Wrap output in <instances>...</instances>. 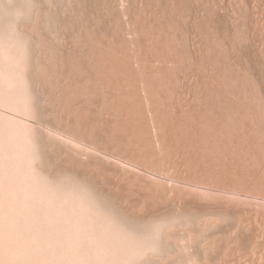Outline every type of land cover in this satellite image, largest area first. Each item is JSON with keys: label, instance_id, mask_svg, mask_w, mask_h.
Masks as SVG:
<instances>
[{"label": "bare ground", "instance_id": "1", "mask_svg": "<svg viewBox=\"0 0 264 264\" xmlns=\"http://www.w3.org/2000/svg\"><path fill=\"white\" fill-rule=\"evenodd\" d=\"M55 1L0 0V107L7 108L8 111L10 109L11 113L12 111L16 112L12 113L16 116L21 114L22 117L25 116L23 118H31L33 119H30L32 122L37 117V112L41 110V116H43L41 120H45V122L41 120L38 122V117V121L35 122L40 125L34 126L35 123H31L32 126L28 122L25 123L26 121L24 120L20 121L22 119L18 121L19 118H9L10 115H5V117L2 112L0 114V164L4 165V168L6 166V169L3 170V166L0 165L1 170L6 173H1L0 170L2 175L0 177H3L0 183L6 179L7 182L2 183V186L8 185L9 191L1 190L7 192H5V195H7L8 200L10 196H13L16 202V204L12 202V206H15L11 207L9 205L10 202L8 200L5 201L7 197L3 196V193L0 194L3 199L2 203L0 201V211L8 209L7 204L9 205L11 208V211L8 210L11 213L10 216L13 215L15 217H11L15 221L11 219L12 222L10 221V224L13 226L16 224V228L10 227L11 225L6 227L5 223L9 220H4V217L2 219L6 222L0 224L4 225L6 229L9 227V230L10 228L17 230V232L13 231L15 235L19 231L17 225L20 227L23 224H26L24 227L30 225L29 227L33 228V231H31L35 232L32 233L30 239L34 235V238L36 237L40 241V246H44L41 242H46L47 245H52L50 246L51 248L58 247L60 252L65 251V248L68 250L73 245L70 248L73 255L71 253V256L69 255L68 252L70 250L65 252L68 253L65 255L72 257L68 261L65 258L61 260L57 255H52L53 257L57 256V263H59L60 259V262L65 260V264L67 262H70L69 264H141L144 260L146 261L145 264L149 260L151 261L148 262L149 264H152V262L155 264H264V73H262L264 70L260 72L263 76H261L262 74L259 75L260 73L258 72V75L263 77L261 78L262 80L255 78L256 71H258L256 65L258 62L261 64V61H264L262 59L260 61L261 55L264 56V53L259 51L261 49L264 50L262 43L264 37L261 35L259 37L262 30V34H264V28L262 27L264 21L259 18L260 13L262 14L261 18H264V7L262 9L259 6L261 8L260 13L257 10L258 7L256 8V13L257 15L259 14L257 17L260 19H257L258 21L255 20L256 23L250 20L253 16L249 18V22L251 21L252 23H249V26L255 25L258 31L257 27L261 26L260 28H263L262 30L260 29V33L257 31V34L259 33L257 37L259 38L256 37V34L253 35L256 33V29L253 28L254 26H251L254 29L252 30L255 31L254 33L252 31L253 37L251 38L248 30L251 28L244 27V31L245 29L248 31L247 37L251 40L263 37V41L259 40V43L262 44L257 43L256 45L263 47L260 49L256 47V49L258 48V55H260L257 57V50H254L255 47L252 46L256 44V40L253 39L254 44L249 43L251 40L248 42V38H246L247 41L242 39L241 42L243 44L239 40L240 36L243 37L242 34L245 33H241L243 31L242 27L248 24L246 23L248 21L246 17H242L246 25L243 20V22L241 21V16H246L249 12L246 7V9L243 8L248 0L245 3L242 0V3H244L242 9L244 12L245 10L247 11L246 14H242L243 10L241 13L239 12V15L242 14L240 16V23H244V25L241 26L238 22L236 24L238 28L241 26L239 31H242H237L241 33L240 36L232 32V30L226 31V36H224L225 34L223 33L225 31H221L222 28L220 27L222 23L226 25L224 22L227 23L226 20L229 19L230 14L236 19L239 17L236 13L240 10V6L238 10L236 0H231L233 1V6L236 4L234 7L236 8L235 11L237 10L236 13L232 12L233 14L229 13V11L234 7L229 6L231 7L230 10H227L229 15L226 12L221 13L222 15H217L219 12H222V9L216 10L213 7L216 8V5L219 7L221 0L219 1L220 3L213 4L215 6L211 8V10L213 9L212 12L207 9V12H214V14L217 11L215 15L218 16L217 20L219 22L225 13V17L228 16L227 19L225 18L226 20L223 17V22L221 21L220 26L217 25L218 21L216 22V20L211 19L217 23H211L212 28L215 29L216 33L221 31L220 33L223 35L219 33L217 35L224 36L225 41H223L224 37L221 36L222 40L216 41V37L219 39V36L215 34L214 39L213 33H210L214 29L209 28L211 27L210 20L206 18L208 13L203 9L204 6L202 4H204L205 0H203L202 4L200 3V8L203 7L201 8V12L199 8L197 14L196 11L200 4L196 2L202 0L195 1L194 4L196 6L199 4L198 7L195 6L197 8L194 9L195 13L191 11L194 6L192 3L193 6L191 7L192 0H170V6L166 9L164 8L165 16L166 14H173L177 18H183V20L184 16H186L184 20L186 24L181 27L179 25L182 24L181 22L183 21H181L178 26L183 29L186 27V30H190L188 29V25L190 26L192 20H199L198 22L196 20L197 25L199 24L198 26H200L199 30L197 29V25L194 26L195 29L190 26V28L199 31H196L200 36H197V38L201 39L198 38L199 43L196 42L197 39L195 40L196 35L194 36L195 38H193V35L191 37V33L194 30H183L188 35L185 38L188 37L191 42L195 43L191 44L188 38L184 39L189 41L188 43L191 46L194 45V47L197 46L199 48V54L195 53L199 55V58L197 57L196 59L195 54L194 56L192 54L195 50L193 52V47L190 48V44L185 43V40H183L184 36L180 37L184 41L183 43H181L182 41L179 42L180 38H176V36L180 35H178V30L180 29L181 31V28L178 29L174 25L178 32L175 31V34H173L174 28L171 29L173 26H170L169 29L173 30V33L169 34L171 37L168 36L166 32H168L167 30L169 29L167 28L169 26L165 22L167 20L164 19V24L166 23L167 27L163 26V23L160 22L163 21V18L159 21L164 27L163 31L161 29L158 30V27L156 29L153 25L150 28L154 20L153 22L150 20V29L146 28V26L148 27V20L151 18L149 16L150 13L156 10L153 9V5L160 3L159 1L155 4V1L152 0V5L149 2L150 0H148L153 9V11L152 9L150 10L148 15L146 12H148L147 9L150 6L148 4L149 7H144L146 3H142L144 0H141V8L139 9L138 7L139 12H137L138 10L136 11V8L140 2L137 1L136 3V0H99L98 3L102 4V7L98 5L97 0L90 3L88 0H85L86 4L82 0L81 4L83 6L85 4V8L91 3L96 2L97 4H94L99 6L100 10H103L101 11L103 12L102 14L100 10L97 13L98 15L100 14L99 18L96 17L98 20L94 19L95 15H92L95 21L93 20L94 24L92 20L90 22L93 25L89 24L88 21H85L83 24V20H85L83 16H87L88 10L86 11L82 6V13L87 12V14H83V16L79 15L81 13L79 9L81 6L76 5V3H79V0H60V3L56 2L61 7L54 3ZM131 1H135L136 7H134L135 5L132 6L133 4L131 5ZM166 1L168 2V0ZM166 1L165 3H167ZM208 1L210 2V0ZM208 1L204 4L206 8L210 7ZM251 1L248 2L252 6L257 0ZM74 3L76 6H79L76 10H74V8H77L74 6ZM226 3L225 6L222 3L224 7H226ZM54 4L58 7H52L55 6ZM160 4H157V8ZM163 4L161 5L162 7L168 5ZM257 4L255 3V5ZM46 6H49V8ZM223 6L220 7L224 8ZM96 8L98 7H94V11ZM225 9L223 10L226 11ZM89 10L92 11L93 7L92 9L89 8ZM164 10L161 9V11ZM75 11L78 14H75ZM231 11H234V9ZM252 11L255 12L254 6ZM153 13H151V16H155L158 12L156 14ZM191 14H195L196 19H192L191 16L187 18ZM198 14L199 18H197ZM71 15H74L75 18L76 16L84 18L83 20L81 19L82 24L79 22L83 27L78 25V28L77 26L78 31L75 29V25V28L69 26L65 27L68 30H63L65 29L63 28L65 23L68 24L70 20L75 19H72ZM215 15L212 18L216 19ZM67 16L70 20L66 19ZM88 16H91V14ZM88 16L86 18H89ZM154 16L152 17L154 18ZM219 16H221V19H219ZM61 17L69 22H64L63 19L64 23H61ZM22 18H25L24 22L28 19L27 25L25 24L26 26H29V23L31 26L26 28L23 24L24 29L21 26L22 24H20L21 20H23ZM77 18L76 21L78 22ZM177 18L175 17L174 19ZM154 19L157 21L159 17L158 19L157 17ZM174 19V22L172 21L171 23H178L179 19L177 21ZM189 19L192 20L190 21ZM76 21L74 24H76ZM234 21L231 22L234 23ZM193 22L191 25H194ZM41 24L42 26L45 25L47 30H52L49 32L50 36L47 34L49 30L47 31L44 28L47 32H42L45 39H47L45 34L48 35L49 39L51 38V40L48 39L49 42L51 41V44H47L44 41L45 39L42 38ZM153 24L156 25L158 23L154 22ZM231 24L229 25L231 26ZM105 25H109V27ZM234 25L231 26L233 31ZM84 26L88 28H84ZM61 28L67 34L68 31H71L70 36L74 34L72 32L77 31V34L72 35L73 41H75H72L74 45H67L71 42L70 39L68 43H64V47H60L66 41L65 39L70 38L69 34L67 35L61 31ZM153 28L156 31L152 30L150 32ZM230 31L232 34H236L237 38L239 36L237 42L239 41L241 45L248 42L247 45L243 46L247 47V51L249 50L248 46L251 45L253 47L251 50L256 53V57L259 59L257 64L256 61L253 62L255 63V66H252L253 68L250 66L251 60H247L253 51L247 52L244 48L241 51L239 43V47L234 48L235 50L227 45L230 44V41L232 43L234 38L236 40V37ZM208 33L212 37H208ZM61 34H64L63 36L66 35L65 39L63 37V42L61 41ZM96 35L99 37L97 38ZM244 36L246 35L244 34ZM210 37L215 40L212 41V45H208L209 43H207L209 41L207 39ZM169 38H173L172 41L178 39V42L175 40L173 43H170ZM231 38L233 39L230 40ZM226 41L228 42L227 44L225 43V46L223 42ZM215 42H217L216 44L220 42V45L223 43L226 48L228 46V52L231 49L232 57L236 54L241 56L240 51L243 53V50L249 54L247 56L244 52L246 55L243 54V58H241L243 60L240 61L241 63H245L244 61L247 60L246 67L248 69L244 68L247 71L243 69V74L240 72L242 74L240 75L239 73L240 76L245 75L244 77L239 78L238 72L235 71V78L232 75L234 73H230L225 68H222L224 66L227 67V64H229V60L227 59L229 57L226 58L225 54L222 53L228 62L224 57L222 59L224 62L220 60L223 55H219L221 48ZM52 43L60 44L59 48L54 47L55 49H53V46H58ZM178 43L188 46V49H191L187 50L188 56L192 54L193 57L191 56L190 59L195 58L191 60L192 64H194L193 61L197 62L195 68L194 66H188L190 65V60L188 58L189 61H187V53H185L186 56L184 58L188 63L184 61V65L182 64V66H187L194 70L190 68V70H186V68L182 67L185 73L187 71L184 78V72L180 65L183 73L179 68L181 76L178 78L181 79L183 77L180 82L184 79L187 82V84L181 83L182 86L178 83L179 80H177L178 82L174 81L177 76L176 78L174 77L175 75L173 78L169 76L171 72H177L178 69L175 66L178 67L179 64L176 65V58L179 57L178 59H181L183 57H180L179 54L184 55L183 52L186 51L184 47L186 46L180 45L182 46L180 48L184 49L181 51L182 53L177 52L180 50L178 46V49L176 48L177 50L175 49V51L177 54L179 53V56L175 54L174 57L172 56L174 55L172 49L170 50L172 51L171 53L168 51L169 48H162L165 45L173 48ZM235 43L233 42V45ZM48 45L53 46L50 48ZM214 45L220 49L216 46L214 47ZM95 46L97 48H94ZM210 46L214 47H211V49H215L216 52L220 51L216 54L220 58L216 57L215 53L213 54L218 61L220 60L224 63V66H222L221 62L220 64L215 60L214 55L209 54L208 51H211ZM207 47L209 48L207 49ZM221 47L222 52L228 53L226 48ZM161 48L168 53L162 54V57L161 51V53H158L161 57H156L157 53L154 51ZM223 48L226 51H223ZM191 51L192 53H190ZM94 52L97 54L95 55ZM208 54L216 62L211 61L210 57L207 58L206 55ZM253 55L255 54L251 56ZM244 56H247L245 60ZM232 57L229 59H232ZM256 57L253 58L256 59ZM209 58L211 60H208ZM233 59L234 65H228L231 67L230 70H232V67L233 70H239L241 66L245 67L243 64L240 66L239 61L237 62L238 59ZM182 60L184 59L182 58ZM208 61L211 63L209 62V64ZM178 62L181 64L182 61ZM226 62L227 64L225 65ZM153 63L157 64V66L162 65L158 67L154 65L156 70L150 65H153ZM214 63L217 65L219 63L222 66H220L221 70L220 68L218 70L219 66ZM231 63L233 62H230V65ZM235 64L240 67L236 68ZM263 66L262 68H264ZM90 68L94 71L92 72ZM164 68L166 69L164 70ZM87 69L88 72L85 73ZM173 69L176 70L173 71ZM90 70V73L94 74H89ZM240 70L242 71V69ZM179 72L177 73L180 74ZM224 72L228 75L230 73L232 76L226 74L228 76L226 77ZM167 73L169 76H167ZM89 75H93L91 77L95 78V81L92 78L89 80ZM164 76L166 77V81L164 80ZM242 78L244 79L243 81L241 80ZM168 79H172V83ZM254 79L261 81L263 85H260L261 82L258 84V81L256 82ZM87 80L94 81L92 83L93 87L91 82L88 83ZM167 81L169 86L167 85ZM173 81L181 87L177 88V84L175 83V90L174 88L172 89L170 86L174 85ZM226 81L228 84L230 83L228 87ZM242 82L247 85L248 89L246 86H243L246 90L241 87L244 85ZM238 83L240 88L237 86ZM241 83L242 85H240ZM94 85H97L95 86L96 88H94ZM160 90H165L163 91L165 93L161 94L163 92ZM59 94L61 96H58ZM93 95L97 97L98 101L96 103L93 102L96 98H93ZM162 95L165 96L163 97ZM176 95L177 97L180 95V99L182 97L181 100L177 98L180 100H177L178 102L175 99ZM57 99L61 101L57 102ZM172 99L177 103L180 102V107L177 106L178 104L175 105L176 102H173ZM160 100L163 101V104ZM60 107L61 110L64 109L63 112L59 109L61 115L57 112L59 111L57 109ZM48 113L52 115L58 114L59 116L57 117L63 116L59 120L66 118L64 120L67 122L62 123V126L59 123L61 127L66 124L65 128L63 127L62 129L60 126V129L58 128L59 131H63L56 133L57 130L54 129H57V127L55 125L56 128H53V125V127L49 125L50 129L47 127L51 121L47 117L51 116L52 119H55V122L58 119ZM89 115L95 119L92 121L91 119L93 118H89ZM46 120H49V122ZM59 120L57 122H61ZM52 121L51 123L53 124ZM43 124L47 125L46 128L48 130L42 128ZM37 130L40 133V140L39 137L37 138L39 136L36 133ZM36 134L38 135L36 136ZM41 146H44L42 147V153L44 151L47 154L48 151L49 155H46L48 166L49 162L52 161V158L49 161L52 154H54L53 157L55 156L56 160L59 158L58 160L60 161L58 163L61 164V159H63L62 161L67 165L69 164V166H61L63 163L59 165V168L62 167V170L65 167L64 170L57 171L58 163L52 162L55 163V167L51 163L50 165L52 166H49L50 171L45 172L49 168H46L47 162L45 159L41 158ZM121 147H125L126 151L129 149L128 152L124 151L125 148ZM119 148L120 150H118ZM126 153L130 155L127 156L128 154ZM40 159L46 162V166L42 164L43 162L40 165ZM37 161L39 167L37 166ZM43 165L46 168L44 170ZM9 167L10 169L8 170L7 168ZM92 167H95L96 170H91ZM51 169L52 171L56 170L58 178L54 179L57 176L53 174L55 172L52 173ZM140 172H145V176H148V178L145 177L144 180L143 175H138ZM138 176H141L143 181ZM6 186L5 189L7 188ZM135 194L138 196V199ZM134 196L135 198L133 199ZM246 206L254 208L247 210L248 207L246 208ZM5 211L3 214L8 216L5 219H10V216L7 215L9 212L5 214L7 212ZM3 214L0 215V218ZM248 214L255 225L251 222ZM244 216L250 221L247 218L244 219ZM4 228L0 227V229H3L0 232V238L6 234L4 238L8 242L2 238L3 241H0V247L6 246L13 239H17L12 241L13 243L11 242L13 244L11 245L12 250H18L19 248L22 250V241L25 240L22 237L26 233L16 237L8 229V231L5 229L6 233L3 232ZM23 228L21 227L20 229ZM24 230H20L19 234L25 232ZM62 231L64 233L67 232L65 236L68 233L70 234L68 237L74 235L73 238L75 240H72L73 238L69 239L68 243L66 240L68 237L66 236L67 238L65 239ZM9 233L11 234L9 235ZM7 235L10 237L14 235V238L12 239ZM50 235L51 237L60 235L58 239H63V243L65 240V245L67 243L71 245L66 247L64 244H60L61 241L60 243L57 242L61 245L59 247L56 241L60 240L52 239ZM6 237L8 238L6 239ZM30 239L29 241H35ZM29 241L28 244L30 243ZM5 242L6 245H1L5 244ZM14 242H17L15 244L18 249H15ZM86 242L88 243V247ZM18 243L21 244L20 247ZM25 243L27 242L24 241ZM28 244L24 245V247H27ZM36 245L38 246L39 244L37 243ZM63 246L65 247L64 250L61 249ZM84 246L87 248L84 249ZM6 247L0 248V259L8 255L10 258L6 257L7 260L11 259V257L13 259L12 254H9L12 252L8 253L11 250L10 245L7 247L8 249ZM81 247L85 253L81 251ZM28 249L26 250L27 252H29ZM39 249L40 251L42 250L41 248ZM46 249H43L42 252L48 251ZM21 250L19 251L21 252ZM17 252L13 251V255H17ZM33 252L28 256H31ZM86 252H89V254L87 253L86 255ZM3 254L4 256H2ZM40 254L41 258H44L42 256L44 253ZM39 255L37 256L38 259L40 258ZM17 256L21 258L20 254ZM23 256L26 258V255ZM35 256L33 255L32 257L36 258ZM16 257L14 258L15 260H17ZM19 258L18 260L20 261ZM4 259L0 260L3 264L6 263L4 261H7ZM45 259H47V256ZM57 259H51V261ZM33 261L30 262L33 263ZM8 262H13V260H9ZM8 262L7 264H9ZM26 262L30 263L29 260ZM52 263L55 264V262Z\"/></svg>", "mask_w": 264, "mask_h": 264}, {"label": "rangeland", "instance_id": "2", "mask_svg": "<svg viewBox=\"0 0 264 264\" xmlns=\"http://www.w3.org/2000/svg\"><path fill=\"white\" fill-rule=\"evenodd\" d=\"M54 1H55V0H54ZM59 1H60V0L55 1L54 3H56V2L58 3ZM84 1H85V0H83V3H84ZM88 1H89V3H90V2H93V1H96V0H88ZM88 1H87V2H88ZM98 1H99V0H97L96 2L98 3ZM100 1H102V0H100ZM137 1H139L140 3L138 2L139 4H137L138 6H137V8H136V11L138 10V7H139V9L141 8V6H142L141 4H142V3H145V2H146V3H145L146 6H145V4H144V7H149V6H150V7H149L150 9L148 8L149 10L147 9L148 12H146L148 15H149V13H150V10L152 9L153 1H155V4H156V2H158V1H159L160 3L164 1V2H163L164 4H168V5H165V6L162 7L161 5H162L163 3H161V4H160V3H157L158 5L160 4V6H161V7L158 6V8H157V4H156V5H153V9H156V10L153 11V9H152V11H153L154 13H153V12H151V13L156 14V13L158 12L159 14L157 13L155 16H154V15H152V16H154V18L157 17V19H158V17H159V19H158L157 21H155L156 19H154V18L151 16V13H150L149 16H150L151 18L148 20V21H149L148 24H147L148 27L146 26V28H149V24H151V22H153V20H154L155 23H158V24H156V25H157V26H156L155 24H153V23H154V22H153V23L151 24V27H150V28H152V25H153V27H156V29L159 28L158 30L161 29V31H163V30H162V29L164 28L163 26H166V27H167V25H168L169 27H168L167 29H169L170 26H173V27H171V29L174 28V29H173V30H174V33H173V30H171V29H169V30L164 29V30H167V31H168V32H166V34L168 33V36H170L169 34H170L171 32H172L173 34H175L176 28L179 29V28L182 27V25L184 26V25L186 24V23H184V22H185L184 20H185L186 16H184V17H185L184 20H183V18H181V19H180V18H177V16H175V15H173V14H172V15H171V14H169V15L166 14V16H165V10H164V8L166 9V8H168V7L170 6V0H168V2H167L166 0H163V1H162V0H153V1L150 0L149 2H150V4H152V5L149 4L148 0H147V1L144 0V2H142V3H141V0H136V3H137ZM151 1H152V2H151ZM165 1H166L167 3H165ZM195 1H199V0H194V2H193V0H192V2H191V7H192L193 4L195 3ZM206 1H208V0H205V1H204V4H206ZM215 1H216V0H212V1L210 0V2L208 1L209 4H210V5H209V6H210L209 8H206V6H205L204 4H202L203 0L200 1V2H196V3H199V4L201 3V4L204 6V7L202 6L203 9H205V10H206V13H208V15H207L206 18H207L208 20H210V21H209V22H210V25H211V27H209L210 29L212 28V24H211V23L214 22L213 24H217V23H215V21H212V20L214 19V20H216V22L218 21V20H217V17H218V16L215 15V14H217V13H216L217 11L214 10V11H215V14H214V12H213V13H210V12H209L213 6H215L216 4L220 3V2H219L220 0H217L216 2H215ZM223 1H224V2H223ZM226 1H227V3H226ZM228 1H229L230 3H229ZM238 1H240V2H238ZM245 1H246V0H244V3H245ZM248 1H251V0H248ZM248 1H246V5L243 7L244 3H242V0H236V4H237V6H238L237 9H238L239 6H240V8H239L240 10H239V9H238L239 11L236 10L238 13H236V11H235L236 8L234 7V6H236V4H234V6H233V1H231V0H221V4L223 3L224 6H225V3H226V7H224L223 4H222V5L219 4L220 6H223L224 8H221L220 6L217 7V5H216V8L213 7V9H216V10H217V9H218V10H221V9H222V12H219V11H218L219 13L217 14V15H219V14L222 15L223 12H226V13H227V10H230V8L233 6V7H234V8H233L234 11H231V10H233V9H231V10L229 11V13H232V12H233V13H236L237 16H238V15L242 12V10H243L242 7H243L244 9L247 8V11H249V12H253L252 10H253V6H254V10H255V12H253V13H249V12H248L247 14H248L249 16L246 14L247 11L245 10V12H244V10H243L242 14L244 13V14H246V16L241 14L242 16L239 15V17H237L236 14H234V15L237 17V19H236L233 15H231V14H230V16L228 17V16H227V15H229L228 13H227L226 16H227L229 19H227V17H225V14H226V13H225V14L222 16V20H221V21L223 22V17H224V19L226 18L227 20H226V19H225V20L227 21V23L224 22V24H226V25H223V23H222L221 21H220V22L218 21V24H217V25L220 26L219 24L222 23V26H220V27H221L222 29L224 28L223 30L221 29V31H223V32L225 31L223 34H225L226 31L232 30V32L237 33V35L240 36L241 33L245 32L244 34H245L246 36H244V34H242L243 37L240 36L241 38L239 39V36H238V38H237L236 34H234V33L232 34V32L230 31L231 34H232L234 37H236V40H235V38H234V39H233V38L230 39V40H232V39L234 40V41H232V43H231V41L229 42V43L231 44V46H230V44H227V42H228L229 40L226 41V42H223V43H224V44L226 43V44H227L230 48H232V49L239 47V45H238L239 41L237 42L238 39L240 40V43H242V42H241L242 39H245V40L247 41L246 38H248V37H247V36H248V33H247L248 31H246L247 29H245V31H244V27H245V28H246V27H247V28H251V29H248V30H249V33L251 34V35H250V38L253 37V35H255V34H256V37H257L258 34L260 33V31L264 28V25H262L263 28H260L261 26H259V27L256 26V27L259 29V31H258V30L255 28V25H253L254 27L251 25V24H252L251 21H253V22H255V23H256V21H258V20H260V19H262V20L264 21V18H261V17H262V16H261L262 14L260 13V12H261V8L263 9V7H264V4H263L264 2L261 3V1H264V0H257V1L252 0L251 2H254V1H255V2L252 4V6H251V3L248 2ZM258 1H260L259 4H257ZM96 2H94V3H96ZM131 2H132L131 5L133 4L132 6L135 5L134 7H136V4H134L135 1H134V2L131 1ZM147 2H148V3H147ZM208 2H207V3H208ZM214 2H215V3H214ZM217 2H218V3H217ZM57 3H56V4H57ZM59 3H60V2H59ZM81 3H82V0H79V3H76V5H77V4L80 5L81 8H79V6H76L75 3H74V6L77 7V8H74V10H76V9L79 8V9H80V12L82 13V6H83V5H82ZM94 3H91L90 5H88V3H87L88 7L85 8V4H86V1H85V4H84L83 7L86 9V11L88 10V14H87V12H86V13L83 12V13L81 14V13H79V10H78L79 15H80V16H81V15L83 16V14H84V15L87 14V16H88L89 14H91V16H92V15H93V16L95 15V16H94V17H95L94 19H97V20H98L100 14L98 15L97 13L99 12L100 8H99V6H96L97 3H96V4H94ZM101 3H102V2H101ZM192 3H193V4H192ZM231 3H232V4H231ZM234 3H235V2H234ZM241 3H242V5H241ZM248 3H250V5H248ZM255 3H256L257 5H255ZM260 3H261V4H260ZM92 4H93L94 6H93ZM148 4H149V6H148ZM164 4H163V5H164ZM199 4H197V6L194 4L193 9L191 8V9H192L191 11H193V13H195V10H194V9H197L196 7H198ZM201 4L199 5V7H198V9H197L196 14H197V12H198V10H199ZM211 4H212V6H211ZM213 4H215V5H213ZM46 5H48V4H46ZM54 5H55V4H54ZM57 5H58L59 7H61L60 4H57ZM98 5H100V6L102 7V4H99V3H98ZM207 5H208V4H207ZM49 6H50V5H49ZM49 6H46V7L49 8ZM58 6H57V7H58ZM89 6H90V7H89ZM91 6L93 7V10H92V11L89 10V8L92 9ZM195 6H196V7H195ZM229 6H231V7H229ZM248 6H250V7H249V10H248ZM259 6H260L261 8H260ZM52 7L57 8L56 5H55V6H52ZM94 7H98L99 9L96 8L95 11H94ZM155 7H156V8H155ZM202 7H201V8H202ZM207 7H208V6H207ZM245 7H246V8H245ZM257 7H258V8H257ZM84 8H83V9H84ZM201 8H200V12H201V10H202ZM225 8H227V9H225ZM251 8H252V10H251ZM256 8H257L258 12L260 11V12H259V13H260V17H259L260 19H258V17H257V16H259V14L257 15V13H256ZM58 9H59V8H58ZM85 9H84V11H85ZM97 9H98V10H97ZM134 9H135V8H134ZM159 9H160V10H159ZM161 9L164 10V11H161ZM207 9H209L208 12H207ZM213 9L211 10V12L213 11ZM223 9H225L226 11H224ZM205 10H203V11H205ZM263 10H264V9H263ZM96 11H97V12H96ZM101 11H103V10L101 9L100 12H101ZM134 11H135V10H134ZM159 11H160V12H159ZM90 12H95L96 14H95V13H90ZM137 12H139V10H138ZM161 12H164V13H161ZM239 12H240V13H239ZM263 12H264V11H263ZM263 12H262V13H263ZM78 13H76V11H75V14H78ZM102 13H103V12H101V14H102ZM221 13H222V14H221ZM233 13H232V14H233ZM255 13H256V14H255ZM136 14H137V15H140V14H138V13H136ZM136 14H135V15H136ZM141 14H142V13H141ZM147 14H146V15H147ZM160 14H162V15H160ZM163 14H164V15H163ZM199 14H200V13H199ZM199 14L197 15V18H199ZM210 14H211V16H209ZM212 14L215 15L216 19H215V18H212V17H213ZM250 14H251V15H250ZM253 14H254V15H253ZM263 14H264V13H263ZM96 15H98V16H96ZM133 15H134V14H133ZM144 15H145V14H144ZM192 15H194V16H192ZM80 16H76V18L79 17V18H77V19H78V22H77V21H76V18L74 17V15H73V16L71 15L72 19L75 18V19H73V20L76 21V24H74L75 21L72 20V21H73V22H72V21L70 20V18H69L70 15H69V17L67 16L66 19H69L70 22H72V23H70L68 20H65L64 18L61 17V18H60V20H62L61 23H64V22H67V21L69 22L68 24L65 23V25L67 24V26L64 25L63 28H65V27H69V26H72L73 28H75L74 25L76 26L75 29H77V26H78V25L81 26V27H83V26L81 25V24H82V20L84 19L83 17H85V20H83V24H84L85 21H88L89 24H91L92 22H93V24H94V21H95V20L93 19V16H92V17H91V16H88L89 18H86L87 16H83V17L81 18ZM101 16H102V15H101ZM160 16H163V17H160ZM170 16H172L171 18H173V17L175 16L177 19H179V20H178V23H177V22H176V23H171L175 17H174L173 19H171ZM190 16H191L192 19H196L195 14L188 15L187 18L190 17ZM240 16H241V18H242V17H244V18L246 17V20H248V21L246 22V23H248V24L246 25V23H245V21H244V18L241 19V21H242V20L244 21V23H245L246 26H243L244 23H242V24L240 23V22H241V21H240ZM247 16H248V19H247ZM251 16H253V17L256 16V17H254V20H253V17H251ZM64 17H65V16H64ZM96 17H98V18H96ZM165 17H167V18H165ZM193 17H194V18H193ZM208 17H209V18H208ZM210 17H211V18H210ZM220 17H221V16H219V19H221ZM232 17H233V19L235 18V19H234L235 21H234L233 19H231ZM250 17H251V19H250L251 21L249 22V18H250ZM263 17H264V15H263ZM91 18H92V19H91ZM152 18H153V19H152ZM162 18H163V21H160ZM169 18H170V20H169V22H168V19H169ZM238 18H239V19H238ZM22 19H23V20H21L20 24H22L21 26L23 27V26L26 24V22L28 21V19H27V21H25V22H24L25 18H22ZM63 19H64V22H63ZM79 19H80V20H79ZM81 19H82V20H81ZM87 19H90V20H87ZM164 19L167 20V21H165V22H167V25H165L166 23L164 24ZM177 19H174V20L177 21ZM192 19H189V20L191 21ZM211 19H212V20H211ZM230 19H231L232 22L234 21V23H232V22L230 21ZM257 19H258V20H257ZM91 20H92V22H90ZM93 20H94V21H93ZM150 20H151V22H150ZM186 20H188V19H186ZM196 20H197V22L199 21L198 19H196ZM196 20H192V22L194 21V22H193L194 25H191L192 22L190 23V26L193 27L194 29H195L194 26L197 25ZM228 20L230 21V23H228V22H229ZM236 20H238V21H236ZM255 20H256V21H255ZM159 21L163 23V26H162V23H161V24L159 23ZM181 21H183V22H181ZM243 21H242V22H243ZM263 21H261V22L263 23ZM29 22H30V21H29ZM79 22H81V24H80ZM173 22H174V21H173ZM180 22H181L182 24H179ZM188 22H189V21H188ZM188 22H187V23H188ZM235 22H236V23H235ZM237 22L240 23L241 26H243V27H242L243 31L240 30V31H242L241 33H239V32H240L239 29L241 28V26L239 25L240 27L238 28V25L236 26ZM261 22H260V23H261ZM86 23H87V22H86ZM169 23H171L172 25L169 24ZM200 23H201V22H200ZM231 23H232V24H231ZM249 23H251L250 25H251L254 29H256V33H254V32H255V31H253L254 29H253L251 26H249ZM255 23H254V24H255ZM23 24H24V25H23ZM42 24H44V23H42ZM42 24H41V26H42ZM72 24H73V25H72ZM89 24H88V25H89ZM93 24H91V25H93ZM178 24L181 25V27L178 26ZM227 24H228V25H227ZM229 24H231V26L235 24L234 27H235V28L237 27V28H236V29L234 28V31H233V28H232ZM257 24H259V22H257ZM257 24H256V25H257ZM263 24H264V23H263ZM26 25H27V24H26ZM26 25H25L26 28H28V27L31 26L30 23H29V26H26ZM62 25H63V24H62ZM88 25H87V26H88ZM101 25H102V24H101ZM103 25H104V24H103ZM174 25H176L177 27L175 28ZM187 25H188V24H187ZM198 25H199V24H198ZM198 25H197L198 28H197V27H196V28L199 30V27H200V26H198ZM210 25H209V26H210ZM79 26H78V28H79ZM105 26H106V27H109V25H108V26L105 25ZM190 26L188 25V29H190V30H186V27H185V28H184L185 30H184L183 28H181V31H180V29L178 30V31L181 32V33H179L178 31H176V32H178V35L180 34L178 37L176 36V38L179 39V38L182 37V35H183V36H184V37H183V40L187 39L188 37L185 38V36H188V35H186V32L184 33V31H191V30L193 31V30H194L193 28H190ZM224 26H225V27H224ZM229 26H230L231 29L228 28ZM248 26H249V27H248ZM25 27H23V28L25 29ZM89 27H90V26H89ZM157 27H158V28H157ZM40 28H41V35H43L42 38L45 39V38H44V34H43L42 32L46 33L49 29L47 30V27H46L45 25L42 26V27H40ZM42 28H43V29L45 28L47 31H46L45 29H44V31H42V30H43ZM63 28H61V31H63V30H64V31H65V30H68L67 28H65V29H63ZM84 28H88V27L84 26ZM150 28H149V29H150ZM227 28H228V29H227ZM62 29H63V30H62ZM70 29H71V27H70ZM106 29H107V28H106ZM156 29L153 28V29L150 30V32H152V30L156 31ZM212 29H214V28H212ZM225 29H226V30H225ZM237 29H238V30H237ZM252 29H253V30H252ZM260 29H261V30H260ZM71 30H72V29H71ZM102 30H103V29H102ZM170 30H171V31H170ZM183 30H184V31H183ZM198 30H194L195 33H196V31H198ZM235 30H236V32H235ZM45 31H46V32H45ZM51 31H52V30H51ZM51 31L49 30V31L47 32V34H49V32H51ZM64 31H63V33H66V32H64ZM77 31H78V29H77ZM77 31L75 30V32H72V33H74V34H71V36H70L71 31H70V32L68 31V34H69V36H70V38H69V36H68L69 39H65V36H66V35L63 36L64 34H63V35L61 34V35H62V37L60 36V37L62 38L61 41L63 42V37H64V39H65L66 41H64L62 45H60V44L57 45V44L54 43V44L57 45L58 47L53 46L54 44L52 43V44H53V45H52V46H53V49H55V48H59V45H60V47H61V46L64 47V46H65L64 43H65V44L68 43L70 39H71V40H70L71 42H69L70 45H69V44H67V45H68V46H71V44L74 45L73 42H75V41H73L74 39H73V36H72V35L77 34ZM107 31H108V30H107ZM147 31H148V30H147ZM154 31H153V32H154ZM194 31L192 32L193 34L190 32V33H191V37H192V35H193V38L196 37L195 40L197 39L196 42L199 43V39H200L199 37H200V36H199L198 33L195 34ZM208 31H210V30L208 29ZM221 31H220V32H221ZM237 31H239V32H237ZM252 31H253V33H254L253 35H252ZM257 31L259 32L258 34H257ZM262 31H263V30H262ZM262 31H261V34H259V37H261V36L264 37V34H262ZM103 32H104V30H103ZM109 32H110V30H109ZM109 32H108V33H109ZM148 32H149V31H148ZM182 32H183V33H182ZM198 32H199V31H198ZM220 32H217V33H216L215 29H214V31H210V33H213L212 36H214L215 34L217 35L218 33L221 34V35H223V34L220 33ZM61 33H62V32H61ZM210 33H208V37L211 36ZM246 33H247V34H246ZM47 34H45V37H47V39H45L44 41L47 42V44H49L51 41H50V42L48 41L49 37H48ZM66 34H67V33H66ZM68 34H67V35H68ZM173 34H172V35H173ZM184 34H185V35H184ZM46 35H47V36H46ZM195 35H196V36H195ZM221 35H220V36H221ZM260 35H261V36H260ZM49 36H50V34H49ZM96 36H97V35H96ZM164 36H165V35H164ZM194 36H195V37H194ZM197 36H199V37H198L199 39L197 38ZM212 36H211V37H212ZM217 36H219V35H217ZM220 36H219V39H217V37H216V41H218V40H220V39L222 40V38H220ZM224 36H226V34H225ZM224 36H221V37H224ZM98 37H99V36H97V38H98ZM166 37H167V36H166ZM166 37H165V39L167 40ZM170 37H171V36H170ZM173 37H174V36H173ZM211 37H210L209 39H207V40L210 41V40L213 39V38L215 39V36H214L213 38H211ZM227 37H228V36H227ZM227 37H226V38H227ZM229 37H231V36H229ZM259 37H257V38H259ZM263 37L260 38L262 41H263ZM66 38H67V37H66ZM184 38H185V39H184ZM193 38H192V39H193ZM250 38H248V39H249L248 42L251 40ZM257 38H256V39L253 38L254 40H256V41H255L256 44H254V40H253V39H252L253 42H252V40L249 42V43L255 45V46L252 45L253 47H255L254 50H257L258 48H259V49H260V48H263L262 46H260V47L256 46L257 43L260 42V41H259L260 39H257ZM172 39H173V38H172ZM172 39L169 38V40L171 41L170 43H173V41H175V40L178 42V39H175V40H173V41H172ZM180 39H181V40H180ZM180 39H179V42L182 41L181 43H183L184 41L182 40V38H180ZM192 39H191V40H192ZM214 39L211 40V42L207 41V43H209L208 45H212L211 43H212V41H215ZM49 40H51V38H50ZM67 40H68V41H67ZM107 40H108V39H107ZM188 40H189V38H188ZM200 40H201V39H200ZM226 40H227V39H226ZM72 41H73V42H72ZM189 41H190V40H189ZM189 41H186V40H185V43L187 42V44L189 45V44H190V43H188ZM223 41H225V37H224V40H223ZM235 41H236L237 44L235 43ZM262 41H261V42H262ZM62 42H61V43H62ZM190 42H191V41H190ZM233 42H234L235 45H237V46L233 45ZM248 42H247L246 44H244V45H247ZM192 43L194 44L195 42L192 41L191 44H192ZM216 43H217V42H215V44H216ZM219 43H220V42H219ZM219 43H218V44H219ZM221 43H222V42H221ZM223 43H222V45L219 44V45H220L219 47L221 48V53H219V55L222 54V53H224L226 58H227V57L231 58V57H232V54H231L232 52H230L231 49L229 48V49H230V51H229L230 53H229V52H228V46H227V48H226V47H225L226 44H225V46H224ZM240 43H239V44H240ZM244 43H245V41H244ZM262 43H263V46H264V41H263ZM262 43H259V44L261 45ZM50 44H51V43H50ZM191 44H190L189 46H191ZM213 44H214V43H213ZM218 44H216V45L218 46ZM242 44H243V43H242ZM259 44H258V45H259ZM95 45H96V43H95ZM180 45H182L183 47L186 46V45H184V44H180V43H178V45L176 44V46H175V45L173 46V44H172V46H173L174 49L171 48V46H170V47H169V46L167 47L166 45L163 46L162 48H164V47L169 48V50H168V49H166V50H168V51L171 52V53H172V51H173V52H174V53H173L174 55H172L173 57L175 56V54H177L176 51H175V49H176L178 46H179V49H180V50H178L177 52H179V53H182L181 51L184 50V49H186V51L183 52L184 55L178 53V54L180 55V57L183 56L182 58H183L184 60H182V58H181V59H178V58H179V57H178V56H179L178 54H177V55H178V56H177L178 58L175 57V58L177 59V64H176V65L179 64L178 67L175 66V68L178 69L177 72H179V71L181 70L182 67H183V68H186V70H190V69L192 70L193 68H190V67H193V66H194V68H195V64H196L197 62L195 63V61H193L194 64H192V61H191V60H194L195 58H194V59H193V58L190 59V57L192 56V54H193V56H194L195 53H196V54H197V53L199 54V50H198L199 48H198L197 46H196L197 48L194 47V45L191 46L190 48L193 47V48H192V51L194 52V50H195V52L192 53V51H191L190 53H192V54L189 53L190 55L188 56V52H187V50L189 51V50H191V49H188V46H186L187 48L184 47V49H181L180 47H182V46H180ZM216 45H214V47H215ZM240 45H241V44H240ZM244 45H241V48L239 47V49H240L241 51H242V48H244V49L247 48L246 46L243 47ZM249 45H250V44H249ZM48 46H49L50 48H52L51 45H48ZM217 46H216V47H217ZM221 46H223L224 48H226V50H227L228 53L222 52V47H221ZM234 46H235V47H234ZM54 47H55V48H54ZM211 47H212V46H210V49H211ZM214 47H212V48H214ZM248 47H249V50H248V51H250V50L253 48V47H251V45L248 46ZM250 47H251V48H250ZM256 47H258V48L256 49ZM94 48H97V47L95 46ZM162 48H161V49H162ZM194 48H196V49H194ZM208 48H209V47H207V49H208ZM217 48H218V47H217ZM220 48H218V49H220ZM224 48H223V51H226V50H224ZM161 49H160V50H157V51H154L155 49L153 50L155 53H157V55L154 54L156 57L160 55V54H158V53H161V51H162V53H161V56H162V57H163L162 54H167V53H168V52L164 51L163 49H162V50H161ZM164 49H165V48H164ZM171 49H172V51H170ZM177 49H178V48H177ZM177 49H176V50H177ZM210 49H209V50H210ZM218 49H217V51H218ZM239 49H238V51H239ZM263 49H264V48H263ZM196 50H197V52H196ZM214 50H215V49H214ZM214 50L211 49L212 52H211V51H208L209 54H211V55L213 56V55H214L213 53H215V55H216L218 52H220V51L216 52V50H215V51H214ZM234 50H235V49H234ZM236 50H237V49H236ZM93 51H94V49H93ZM95 51H96V50H95ZM158 51H159V52H158ZM163 51H164V53H163ZM213 51H214V52H213ZM232 51H233V50H232ZM238 51H236V52L239 53ZM241 51H240V54L243 55V54L246 53L247 49H246V51L243 50V53H242ZM248 51H247V52H248ZM251 51H253V50H251ZM259 51H262V52L264 53V50H262V49L259 50ZM96 52H97V51H96ZM96 52H94L95 55L97 54ZM165 52H166V53H165ZM208 52H207V50H206V54H207ZM210 52H211V53H210ZM244 52H245V53H244ZM185 53H187V56H188V57L185 55ZM256 53H257V57H259L260 55H258V50L256 51ZM256 53L253 51L252 54H255V55H253V56H251V55H252L251 52H250L251 55H249L248 53H246L247 56L249 55V56H248L249 59H247V60H251V64H252V65L250 64L251 67H252V66H253V67L255 66V63H253V62L256 61V64H257V61L259 60V59L256 57ZM196 54H195V57H196V59H197V57L199 58V55H196ZM209 54L206 55L207 58H208V57H210V58L212 57V56H209ZM227 54H229V56H227ZM230 54H231V55H230ZM233 54H234V51H233ZM246 54H245V55H246ZM259 54H260V52H259ZM215 55H214V58H215ZM219 55H216V57L218 56V58H220ZM222 55H223V54H222ZM222 55H221V56H222ZM242 55H241V56H240V55L238 56V55L236 54L235 56L232 57V59L234 58L233 60H235V59L237 60V59H238L237 62L239 61L238 63L240 64V66H241L242 64L245 66V67L241 66V67H242V68H241L239 65L237 66V65L235 64V67H236V68H239V67H240L239 70L242 69V71H241V70L239 71L238 69H237L238 71L235 70V69L233 70V67H232V70H230L231 67H229V66H232V64L234 65V61H232V59L227 58V59L229 60V62H228V60L224 57V55L222 56V58H220V60H222L223 57H224L225 60L229 63V64H227V62L225 63V65L227 64V67L224 66V63H223L224 60H222L223 62L220 61V60L218 61L217 58H215V60H216L217 62H219V63L221 62V63L223 64L222 66H224V67H222V66L220 65L221 63H220V64L218 63V65H217L216 63H214V64H216L217 66H219V67L217 68L218 70H219V68H220V66H221L223 69L225 68V70L229 71L230 73H234V74H232V75H234L233 77L236 76V75H235V74H236L235 71L238 72L237 75L240 76V75L243 74L242 72H244V71L246 70V69H244V68H247V67H246V66H247V63H246L247 60L244 61L246 64L240 62L241 60H243V59H241V58H243ZM161 56H159V57H161ZM184 56H186L187 61L190 60V63H189L190 65H188V66H190V67L182 66V64L184 65L183 62L185 61ZM193 56H192V57H193ZM236 56H237V58H235ZM247 56H246V57H247ZM238 57H240V58H238ZM246 57L244 56V60H245ZM253 57H254V58L256 57V59H254ZM261 57H262V58H260V61H261V59L264 60V59H263L264 56L261 55ZM188 58H189V60H188ZM210 58H209L208 60H211V59H212V58H211V59H210ZM251 58H252V59H251ZM253 59H254V61H252ZM215 60L213 61V59H212L211 61L216 62ZM178 61H182L181 64H180ZM196 61H197V60H196ZM185 62H186V61H185ZM209 62H210V61H208V63H209ZM213 62H212V63H213ZM230 62H233V63H231V65H230ZM235 62H236V61H235ZM242 62H243V61H242ZM186 63H188V62H186ZM210 63H211V62H210ZM210 63H209V64H210ZM262 63H263V64H262ZM150 65L153 66V67H154V65L157 66V64H154V63H153V65H152V64H150ZM160 65H162V64H160ZM160 65H158V66H160ZM180 65H181V68H180ZM191 65H192V66H191ZM211 65H212V64H211ZM216 65H214V66H216ZM228 65H229V66H228ZM257 65H258V66H257ZM257 65H256V68L258 69V71H256V74H255L256 77H255V78H256V79L258 78V80H260L261 78L264 77L263 74H262V73H264V71H262V73H260L261 70H264V68H262V66L264 65V61H263V62L261 61V64H259V62H258ZM148 66H149V65H148ZM158 66H157V67H158ZM196 66H198V65H196ZM248 66H249V63H248ZM163 67H164V66H163ZM235 67H234V68H235ZM253 67H252V68H253ZM263 67H264V66H263ZM154 68H155V67H154ZM179 68H180V70H179ZM183 68H182V70H183V72H184V76H183V74H182V76L185 78V74H187V71H186V73H185V71H184ZM187 68H188V69H187ZM189 68H190V69H189ZM197 68H198V67H197ZM226 68H228L229 70L226 69ZM259 68H260V69H259ZM90 69H91V68H90ZM155 69H156V68H155ZM158 69H159V68H158ZM165 69H166V68H164V70H165ZM176 69H173V71L176 70ZM223 69H222V70H223ZM243 69H244V71H243ZM247 69H248V68H247ZM84 70H86V69L84 68ZM84 70H83V72H85ZM91 70H92V72L94 71L93 69H91ZM91 70L89 71V74H94V73H90ZM156 70H157V69H156ZM182 70H181V72H182ZM193 70H194V69H193ZM195 70H196V69H195ZM220 70H221V68H220ZM259 70H260V71H259ZM223 71H224V70H223ZM227 71H226V72H227ZM233 71H234V72H233ZM246 71H247V70H246ZM87 72H88V69H87V71H86L85 73H87ZM177 72H173V73H176V74H173V73L171 72L170 76H169L168 73H167V76H169V77L172 76V78H173V76L175 75L174 77L176 78V76H177V78H178V77L181 76V72H179L180 74H178ZM183 72H182V73H183ZM188 72H189V71H188ZM226 72H224L225 75L228 73V72H227V73H226ZM240 72H241L242 74H241ZM258 72L260 73L259 75L262 74L261 76H263V77H260V76L258 75ZM230 73H229V75H230ZM239 73H240V75H239ZM172 74H173V75H172ZM177 74H178L179 76H178ZM244 74H246V73H244ZM247 74H248V73H247ZM227 75H228V74H227ZM227 75H226V77L229 76V75H228V76H227ZM232 75H230V76H232ZM89 76H90V75H89ZM91 76H93V75H91ZM91 76L89 77V80H90V78L93 79V77H91ZM244 76H245V75H244ZM244 76H240L239 78L244 77ZM86 77H88V76H86ZM94 77H95V76H94ZM169 77H167V78H169ZM183 77H181V79H182ZM177 78H176V80H174V79H173V80H174V81L179 80V82H178V81H177V82L180 83V85H181V83H186V84H187V82H185L186 79H184L185 81L183 80V81L180 82L181 79H179V78L177 79ZM235 78H236V77H235ZM259 78H260V79H259ZM93 80L95 81V78H94ZM164 80L166 81V77H165V76H164ZM168 80H169V81L171 80L170 83H172V79H168ZM241 80L243 81L244 79L242 78ZM241 80H240V81H241ZM254 80H255V79H254ZM258 80H255V81L257 82ZM261 80H262V79H261ZM263 80H264V78H263ZM87 81H88V80H87ZM94 81H93V82H94ZM174 81H173L174 85L172 84V86H174V87L170 86L172 89L174 88V90H175L176 84H177V88L182 86V85L179 86L178 83H176V82H174ZM227 81L229 82L228 79H227ZM227 81H226V85H227V87H228V85H230V83L228 84ZM90 82H91V84L93 83L92 80H91V81H88V83H90ZM259 82H261V81H258V84H260ZM95 83H96V82H95ZM95 83H94V84H95ZM175 83H176V84H175ZM242 83L244 84V82H242ZM242 83H241L240 85H242ZM245 83H247V82H245ZM263 83H264V82H263ZM263 83L261 82L260 85H263ZM167 85H168V81H167ZM170 85H171V84H170ZM183 85H184V84H183ZM95 86H97V85H94V88H96ZM168 86H169V85H168ZM237 86H239V83H238ZM243 86H246V88L248 89V87H247L246 84L242 85L241 87L243 88ZM89 87H90V85H89ZM92 87H93V84H92ZM92 87H91V88H92ZM171 88H170V89H171ZM177 88H176V90H177ZM238 88H240V86H239ZM243 89H244V88H243ZM244 90H246V89H244ZM160 91L163 92V91H165V90H160ZM160 91H159V92H160ZM248 91H249V90H248ZM160 93H161V92H160ZM160 93H159V95H160ZM164 93H165V92H163V93H161V94H164ZM92 94H93V93H92ZM95 95H96V93H95ZM58 96H61V94H59ZM162 96L164 97L165 95H162ZM162 96H160V97H162ZM179 96H180V95H179ZM179 96H178V97H177V95L175 96V97H176V98H175L176 101H177L178 99H180ZM92 97L95 98L96 96L93 95ZM177 98H178V99H177ZM173 99H174V98H173ZM173 99H172V101H173ZM181 99H182V97H181ZM181 99H180V100H181ZM57 100H58V99H57ZM162 100H163V99H162ZM180 100H178V101H180ZM60 101H61V100H60ZM60 101L58 100L57 102H60ZM96 101H98V100H97V97L94 99L93 102L96 103ZM176 101H173V102H176ZM178 101H177V102H178ZM160 102H162V104H163V101L160 100ZM177 102H176V104H175V103H174V104H175V105L178 104L177 106L180 107L179 105H180L181 103H180V102L177 103ZM36 103H38V102H36ZM4 109H5L4 107H2V108L0 107V114H1V112H2L4 116H5V115H7V116L10 115L9 118H13V117H14V118L16 117L17 119L19 118L18 121H19L20 119H22V120H20V121H23V120H24V121H26L25 123L28 122L30 125H32L31 123H35L34 126H36V125L38 124L37 122H35V121H38L37 118L39 117V121H38V122H40L41 117H43V116H41V115H42L41 112H40L41 110H39V112H37V114H38L37 117L34 118V122H32L31 120H33V119H31V118H30L31 120H30L29 118L26 119L27 117H26V118H23V117H25V116L22 117L21 114H20L21 116H20V115H19V116H16L15 114H12L14 111H12V113H11L10 109H9V111H8L7 108H6L5 110H4ZM59 109L61 110V107L58 108L57 110H59ZM60 110L57 111L59 115H61V112H63L64 109L61 110V112H60ZM6 112H7V113H6ZM4 113H5V114H4ZM14 113H16V112H14ZM65 113H66V112H65ZM65 113H64V114H65ZM48 114H49V113H48ZM50 114H51V113H50ZM50 114H49V115H50ZM58 114H57V115H56V114H55V115H52V114H51V115H52V116H55L56 119L58 118V119H57V121H58L59 118H63V116H61V117H57V116H59ZM3 115H2V116H3ZM39 115H40V116H39ZM49 115H48V116H49ZM11 116H12V117H11ZM5 117H6V116H5ZM46 117H47V114H46ZM50 117H51V116H50ZM50 117H47V118H49V120L51 119V121L53 120V121H52L53 124H52L51 121H50L51 124L48 123V126H47L46 124H43V125H42L43 127H42V126H41V127H42V128H45V130H48V129L46 128V126L50 129L51 127H53V126L55 125V126L57 127V129H54V130H57L56 133H57V132L59 133V132L63 131V130H60V131H59L58 128H59V126H60L62 123H64V122L66 123V122H67L66 120H64V119H66V118L63 119L64 121H63L62 119H60L61 122H57V121L55 122V119H54V118L52 119V117H51V118H50ZM91 117H92V116H91ZM91 117H90V115H89V118H91ZM94 117H95V116H94ZM14 118H13V119H14ZM44 118H45V117H44ZM44 118H43V119H44ZM92 118H93V117H92ZM17 119H16V120H17ZM45 119H46V118H45ZM94 119H95V118H93V119H91V120L93 121ZM49 120H46V121L49 122ZM60 120H59V121H60ZM30 121H31V122H30ZM41 121H44V122H45V120H41ZM44 122H41V123H44ZM54 123H55V124H54ZM59 123H60V125H59ZM56 124H57V125H56ZM67 124H68V123H67ZM38 125H40V124H38ZM49 125H50L51 127H49ZM52 125H53V126H52ZM62 125H63V124H62ZM62 125H61V126H62ZM65 125H66V124H64V126H63L64 128L66 127ZM32 126H33V125H32ZM55 126H54L53 128H56ZM61 126H60V128L63 129V127H61ZM60 128H59V129H60ZM51 130H52V129H51ZM38 132H39V131L37 130L36 133H38ZM53 132H55V131H53ZM38 134H39V136H37ZM38 134H36V136H37V138L39 137V140H40V133H38ZM42 147H44V146H41V148H42ZM121 148L124 149L125 147H121ZM123 149H122V150H123ZM42 150H43V148L40 149V153H42V152H41ZM44 150H45V149H44ZM118 150H120V148H119ZM128 150H129V149H128ZM128 150L126 151V148L124 149V151H126V152H128ZM43 153H44V154H43ZM43 153L41 154V158H44V159H45V161L47 162V166H48V161L46 160V155L48 154V151H47V154H45L46 152H44V151H43ZM126 154H128L127 156L130 155L129 153H126ZM126 154H125V155H126ZM42 155H44V156H42ZM48 155H49V154H48ZM50 155H51V154H50ZM53 155H54V154H52V155L50 156V158H49V161H50V159L52 158V159H51L52 161L49 162V166H52V165H50L52 162L58 163V161H60V160H58L59 158H57V160H56V158H54L55 156L53 157ZM65 158H67V157H65ZM47 159H48V156H47ZM62 160H63V159H61V164L64 163V161H62ZM39 161H40V162H39L40 165L44 164V165L46 166V162H45L44 160L40 159ZM56 161H57V162H56ZM65 161H66V159H65ZM67 161H68V160H67ZM42 162H43V163H42ZM44 162H45V163H44ZM100 162H102V161H100ZM41 163H42V164H41ZM55 163H52V164H53V167H55V165H54ZM102 163H103V162H102ZM102 163H101V164H102ZM105 163H106V162H105ZM61 164H60V163L57 164V168H56L57 171H62V170H64L65 167H64L62 170H61L62 167L59 168V167H60L59 165H61ZM0 165L3 166V170L6 169V166H5V168H4V165H2V164H0ZM44 165H43V167H44L43 170L46 169V168H49V166H48V167L46 166V168H45ZM64 165H65V166H69V164L67 165L66 163H64V164L61 165V166H64ZM103 165H104V164H103ZM37 166L39 167L38 161H37ZM98 166H99V164H98ZM100 166H102V165H100ZM7 167H8V166H7ZM40 167L42 168V166H40ZM51 168H52V167H51ZM58 168H59V170H58ZM7 169L9 170L10 167L7 168ZM52 169H53V168H52ZM52 169H51V171H52ZM92 169L96 170L95 167H94V168L92 167L91 170H92ZM0 170H1V168H0ZM56 170H53L52 173L55 172ZM46 171H50V168H49V170H48V169L45 170V172H46ZM2 172H3V171L1 170V173H2ZM5 172H7V171H5ZM94 172H95V171H94ZM1 173H0V176H2ZM3 173H4V172H3ZM142 173H143V174H142ZM4 174H6V173H4ZM53 174H56V176H57L58 173L55 172V173H53ZM53 174H52V175H53ZM9 175H10V174H9ZM9 175H6V176H9ZM138 175H143L142 177H143V179L145 180V177H146V176H145V175H146L145 172H140ZM53 177H54V176H53ZM142 177H141V176H138V178H141V181H143ZM7 178H8V177H7ZM10 178H11V177H10ZM56 178H58V176L55 177L54 179H56ZM138 178H137V179H138ZM146 178H148V176H147ZM2 179H3V177H0V181H2ZM54 179H53V180H54ZM138 180H140V179H138ZM5 181H6V179H4V182H1V183H0V186H1V187H0V194L3 193V194H2L3 196L7 193L6 191H5L6 193L3 192V191L9 189V188L7 187L8 185L6 186L5 184H3V185H5V186L7 187L6 189H5V186H2V183H5ZM6 182H7V181H6ZM6 184H7V183H6ZM1 189H2L3 191H2ZM1 191H2V192H1ZM8 191H9V190H8ZM2 195H0V197H1V200H0L1 203L3 202V201H2V200H3V199H2ZM135 195H136V194H135ZM5 196L7 197V195H5ZM11 197H12V198H11ZM137 197H138V196L136 195V198H137ZM3 198H4V197H3ZM134 198H135V196L133 197V199H134ZM5 199H6V198H5ZM137 199H138V198H137ZM7 200H8V197H7V199H6L5 201H7ZM9 200H10V201H9ZM9 200H8V202L11 203V204L9 203V205H10L11 207H14L15 205L12 206V202H13V203L15 202L14 199H13V196H10ZM135 200H136V199H135ZM135 200H134V201H135ZM5 201H4V204H5ZM136 201H138V200H136ZM8 202H7V203H8ZM134 203H135V202H134ZM4 204H3V205H4ZM14 204H16V202H15ZM3 205H2V206H3ZM9 205L7 204L8 209H3V211L1 210L0 212L3 214L4 211L6 210L7 212L5 211V212H6L5 214H7V213L9 212L8 210L11 211V208L9 207ZM4 206L6 207V205H4ZM250 206H252V205H250ZM5 207H4V208H5ZM20 207H21V206H20ZM22 207H23V206H22ZM247 207H248V206H246V208H247ZM252 208H254V207H248L247 210H250V209H252ZM0 209H1V207H0ZM1 213H0V215H2ZM10 214H11V213L9 212V214H7V215L10 216ZM246 215H247V214H246ZM12 216H13V215H12ZM12 216L9 217L10 219H5L6 217L8 218V216H5V215L3 214V216H1V218H0V220H2L0 223H2V222H6L7 220H9V221H7V222L5 223V224H6L5 226L7 227V226H10V225H11L10 227H13V228H14V227L16 226V224H15V226H13L12 224H10V221H11V219H12V218H11ZM248 216H249V214H248ZM3 217H4V218H3ZM244 217H245L244 219L247 218L246 216H244ZM2 218H3L4 220H6V221H3ZM13 218H15V217L13 216ZM249 218H250V220L252 219L251 216H249ZM247 219H248V218H247ZM12 220H13V219H12ZM248 220H249V219H248ZM250 220H249V221H250ZM13 221H15V220H13ZM11 222H12V221H11ZM251 222H253V224H254V221L251 220ZM251 222H250V223H251ZM7 223H9V224H7ZM2 224H4V223H2ZM2 224H0V225H2ZM253 224H252V225H253ZM25 225H26V224H23V226H21V227L23 228ZM254 225H255V224H254ZM5 226L2 225V226H0V227L4 228ZM17 226L19 227L18 234L16 233L17 235H15V233H14L15 231L17 232V230H15V229H13V228H10V230H9V227H8L7 229L9 230V232L12 231V234H14L16 237H19V235H24V233H26V234L29 233V234H28V235L25 234L26 237H25V236L22 237L23 239H25L24 241H26L27 243L24 244V241H22V240H23L22 238H21L22 240H21V239H20V240L23 242V244H22L21 241H19V242L22 244L23 247L21 246L20 243H18V244H20L19 247L21 246V248H22L23 251H22L20 248L18 249V248L16 247V244H17L18 241H17V242H14L15 249L17 248L18 250H12V246H11V245H13V244H12V243H13L12 241L17 240V239H13V238H14V235H12L13 237H12V236L10 237V236L7 235L8 237L12 238L13 240L10 241V243H7V245H6V242H8V241H6L5 238H4L6 234H5V235L3 234L4 237H2V238H4V241H6V242H5V244L3 243V244H1V245H6L7 247L10 245V249H11L12 251H11V250L8 251V250H7L8 248H7L6 246H1L0 248H2V247H6V248H7L6 251H8V253H9V252H12V253H9V254H12L11 256H13V259H12V257H11V259H9V260H10V261L13 260L14 263H13V262H10V263H13V264H16V263H17V264H26V263H27L26 261L29 260V262H30V261H33V259H34L33 263L30 262V263H27V264H31V263H32V264H35V261L37 262L36 264H38V263H39V264H53L52 262H55V264H61V263H62V264H63V263L65 264V263H66V262H64L65 260L68 261L70 258H72V257H70V256H71V255H70V253H71L70 248H71L73 245H72V246H70L71 244L68 245V243H69L68 240H69V239H72V238L74 237V235H73L72 237H68V236H70V234L68 233L69 235L66 234V236L68 237V239H66L67 237L65 236V233H67V232L64 233V232L62 231V232H63L62 234L65 236L64 238H65V239L67 240V242H68L67 245H65V243H66L65 240H64V243H63V241H62L63 239H61V240L58 239V238H60V237H59L60 235H59V236L56 235L57 238L55 237V235H54V236L52 235L54 238L51 237V235H50V237H51L52 239H58V240H60V241H56V244H58V243H60V242L62 241L60 244H64L66 247H67V246H68V247L70 246V248H68V250H70V252H68V250H67L64 246H63V248H61V249L64 250V248H65V251H61V252H60L58 247L55 246V248H54V247L51 248L50 246H52V245L49 246V244L47 245L46 242H45V243H44V242H43V243L41 242V244H42V245L44 244V246H40V243H39L40 241H38V239H37L36 237L34 238V235L32 236V239L35 240V241H29V239L31 238L32 233H35V232H32V231H33V228H32V227H29L30 225H27L28 227L26 226V227H24L23 229H20L21 227H20L19 225H17ZM15 228H16V227H15ZM26 228H27V229H26ZM28 228H29L30 230H29ZM5 229H6V228H4V231H3V232H5ZM7 229H6V231H8ZM17 229H18V228H17ZM24 229H25V230H24ZM1 230H3V229H0V232H1ZM14 230H15V231H14ZM20 230H22V231L24 230L25 232H23L22 234H19V232H21ZM26 230H27V232H26ZM31 230H32V231H31ZM13 231H14V232H13ZM28 231H29V232H28ZM64 231H66V230H64ZM5 233H6V232H5ZM7 234H8V233H7ZM10 234H11V233H9V235H10ZM62 234H61V236H62ZM29 235H30V236H29ZM27 236H28V237H27ZM0 237H1V236H0ZM8 237H6V239H7ZM2 238H0V239H1L0 241H3ZM26 238H28V239H26ZM62 238H63V236H62ZM32 239H30V240H32ZM36 239H37V240H36ZM18 240H19V239H18ZM72 240H75V239L73 238ZM258 240H259V239H258ZM28 241L30 242L29 244H28ZM262 241H263V240H262ZM11 242H12V243H11ZM33 242H34V243H33ZM57 242H58V243H57ZM263 242H264V241H263ZM1 243H2V242H1ZM15 243H16V244H15ZM31 243H32V244H31ZM35 243H36V244L38 243L39 245L37 246ZM86 243H87V242H86ZM8 244H9V245H8ZM27 244H28V246H27V247L25 246V247H26V248H25L24 245H27ZM54 244H55V243H54ZM54 244H53V246H54ZM56 244H55V245H56ZM84 244H85V243H84ZM84 244H82V245H84ZM29 245H30V246L32 245L31 248H30ZM34 245H35L36 247H35ZM58 245H59V244H58ZM80 245H81V244H80ZM86 245H87V247H88V243H87ZM60 246H61V245H59V247H60ZM34 247H35L37 250H36ZM43 247H44V248H43ZM48 247H50V248H48ZM87 247L84 246L83 248L85 249V248H87ZM13 248H14V247H13ZM28 248H29V249H28ZM39 248H41V249H42V248H43V249L48 248V249H46V250H48V251H46V252H42L43 249L40 251ZM83 248L81 247V249H82L81 251L84 250ZM3 249H4V248H3ZM27 249H28L29 252L26 251ZM31 249H32V251H31ZM33 249H35V250H33ZM51 249H52V250H51ZM55 249H56V250H55ZM1 250H2V249H1ZM19 250H21V252H20ZM38 250H39V251H38ZM50 250H51V252H53V251H54V252L51 253ZM3 251H4V250H3ZM6 251H5V252H6ZM13 251H18V252H20L19 254H20V257H21V258H19V256H17V255H19L18 252H17V255L14 256V255H13ZM25 251H26L28 254H27ZM33 251H34V252H33ZM35 251H37V252H35ZM44 251H45V250H44ZM57 251H58L61 255H60ZM66 251L69 253V255H70V256L68 255L69 257H68L67 255H65V254H68V253H65ZM0 252H1V251H0ZM5 252H3V253H5ZM31 252H33L32 255H31V256H28V255L31 254ZM83 252H84V251H83ZM6 253H7V252H6ZM6 253H5V254H6ZM14 253H15V252H14ZM22 253H24V254H22ZM25 253H26V254H25ZM38 253H39V254H40V253H44V254H42V256H44V258L47 256V259L44 260V258L42 257L43 260H44V261H43L42 258H41V256H40L41 254L39 255ZM47 253H48V254H47ZM57 253H58V254H57ZM63 253H64V254H63ZM84 253H85V252H84ZM87 253L89 254V252H86V255H87ZM0 254H1V253H0ZM15 254H16V253H15ZM71 254H72V253H71ZM7 255H8V254H7ZM21 255H22V256H21ZM23 255H26V258H25V256H23ZM33 255H34V256L36 255V256H35L36 258L32 257ZM38 255L40 256L39 259L37 258ZM45 255H46V256H45ZM52 255H53V256H54V255H57L58 258H61V260H63V259L65 258V260L62 261V262H60V259H59V263H57V262H56V261H58L57 256L53 257ZM62 255H64V257H62ZM72 255H73V254H72ZM82 255H83V253H82ZM2 256H4V254H3ZM16 256H17V257H16ZM27 256H28V259H27ZM60 256H61V257H60ZM84 256H85V255H84ZM0 257H1V256H0ZM6 257H7V258H8V257L10 258L9 255L6 256ZM6 257H4V258H6ZM15 257L17 258V260H18V258H19L20 261H19V260H18V261L21 262V263H19L17 260H15V259H14ZM22 257H23V258H22ZM48 257H49V258H48ZM51 257H52V258H51ZM66 257H68V259H66ZM4 258H3V259H4ZM7 258L4 259V260H7ZM50 258H51V259H57V260H52V261H51ZM3 259L1 258L0 260L2 261ZM21 259H22V260H21ZM24 259H25V261H23ZM30 259H32V260H30ZM35 259H36V260H35ZM40 259L42 260V262H41ZM49 259H50L51 262L48 261ZM9 260L4 261V262H6V263H4V264H7V262H8ZM14 260H15L16 262H15ZM38 260H39V261H38ZM46 260H47V261H46ZM1 261H0V263H1ZM147 261H148V260H147ZM24 262H25V263H24ZM43 262H44V263H43ZM45 262H46V263H45ZM145 262H146V261L144 260V262L142 261L141 264H143V263L145 264ZM148 262H151V261L149 260ZM148 262H147V263H148ZM8 263H9V262H8ZM10 263H9V264H10ZM69 263H70V262H67V264H69ZM147 263H146V264H147ZM172 263H173V262H172ZM1 264H3V263H1ZM148 264H149V263H148ZM150 264H151V263H150ZM152 264H155V263L152 262Z\"/></svg>", "mask_w": 264, "mask_h": 264}]
</instances>
